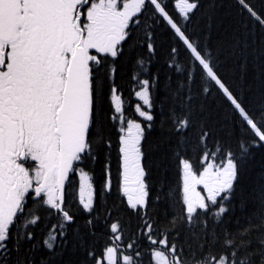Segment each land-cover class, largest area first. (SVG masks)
<instances>
[{"label": "snow or ice", "instance_id": "snow-or-ice-1", "mask_svg": "<svg viewBox=\"0 0 264 264\" xmlns=\"http://www.w3.org/2000/svg\"><path fill=\"white\" fill-rule=\"evenodd\" d=\"M0 264H264V0H0Z\"/></svg>", "mask_w": 264, "mask_h": 264}]
</instances>
